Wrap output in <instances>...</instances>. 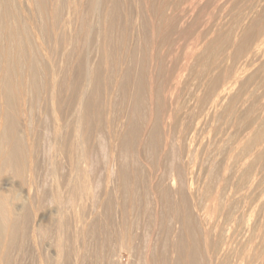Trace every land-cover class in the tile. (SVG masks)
<instances>
[{
	"label": "rangeland",
	"instance_id": "obj_1",
	"mask_svg": "<svg viewBox=\"0 0 264 264\" xmlns=\"http://www.w3.org/2000/svg\"><path fill=\"white\" fill-rule=\"evenodd\" d=\"M64 1H65L64 9L61 11L63 15L61 14V16H62V19L64 18L63 21L66 20L64 21L65 23L63 22L66 25V23H69L67 22L69 15L66 13L69 12L68 6L73 0H68V1L64 0ZM77 1L80 7L83 4L84 5L86 4L85 7L87 8L85 10V7H83L84 6L83 5L82 6L83 10L81 7L80 8L81 10L78 11L79 14H81V16L78 15L77 17L74 18V21L77 22L76 24L80 25V27L79 26L76 27L78 28L77 30L78 31L82 30L80 31L82 33L76 31L74 26L72 27L71 25L69 27V24L64 26L63 23L62 25L64 26V28H67V29L60 27L59 29H56V31H59V30L61 31V28H62L64 31L65 30L66 31L63 32L62 30L61 33L65 34L67 32L68 34L70 33V35H72V39H71L72 43L70 44L71 48L69 47L70 48L68 50L69 54L67 55L68 57L72 52L70 57H68L69 59H71V61L68 58H66L68 59L66 60V62L68 61L67 67L69 68L67 69L69 73L70 74L73 73V74L68 75V78L76 79L75 77L76 75H81V76H78L77 79L79 78L81 79L80 81L82 82L81 85L84 86V83L86 84L85 87H87L86 88L87 90L83 87V90L84 89L85 90L84 92H82L83 90L81 87V89L78 88L79 92L77 93L80 94L81 92L83 94H86V93L87 94L84 96L80 94L81 99L80 97L78 99L81 101V104L84 105L86 104L85 102H88V97L92 98L90 99V103L88 102V104L91 107L89 109L85 108L83 110L82 108L84 107L83 105H80V103L76 105L77 106L76 111L74 110L75 106L74 107L72 106V109L70 107H67V109L70 112L68 110L67 112L66 111L65 112L66 114L67 113L68 114L70 113V114L65 115L64 120L62 122L58 121L57 119L58 116L56 114H52L50 112L49 113L50 115L48 114L46 117L42 119V122L40 124L37 123L38 125H36V121H33L32 118L38 117L37 115L40 116L39 109H36L37 111H34L35 115H32V117L30 116L32 121L30 120L31 124L29 123L28 124L31 125L32 128L31 126L29 128V125H28V131L30 129L29 131L30 133L31 129L35 128L36 132L35 131L34 133L32 132L33 135L35 134L36 136L40 137L38 141V154L37 155L38 157L40 156L38 158L39 159L38 163H40V167H41V168L39 167L40 169L38 168L39 170L36 171L35 177L37 180L36 179L35 180L37 182L36 183L37 188L32 189L33 192L31 191L32 193L31 195L32 197L39 195L38 199L41 200L42 204L35 206V207L33 206V208L30 209V217H31L30 220L31 221H29V224L27 225L29 230L27 229L26 231V233L27 232L29 233H27L26 236L20 237L19 242L16 245L17 247H14L15 249L13 248V250L11 251L10 258L12 260H10V264H57L61 261H65L66 262L65 264H69V263L70 264H157L155 261H153V259L160 257V256L161 257L165 256V255H166L165 257L167 258L169 257L173 258L175 256V253L171 251L172 250L171 243L173 242L174 238L177 237L179 233L178 232L179 228H181V226L183 228V226L186 225V224L182 225V223L180 222L178 223V220L176 221L177 222L176 224L175 222L176 217H175V214L173 213L174 212L173 207L175 205L178 206L179 208L182 207L181 209L184 208V210L188 206L190 209L187 208L185 211L189 212L190 214L192 213L191 214L192 227L193 229L195 228L194 231L197 234V237L199 239L198 241L201 242V245L199 244L201 247L200 248L201 252L197 260L199 262L197 263L198 264H213L209 260V256H207L208 251H205L207 250V248L205 247L206 246L205 241L208 235L207 231H209L208 233L210 234L212 233L215 234V232L218 230L216 228L218 227V224L222 220V218L217 217V216L219 215H221V217L223 216L222 213L220 212V208L224 206L223 204H225L224 203L225 201L227 200L232 201V203L235 204L236 206L235 207L236 210L238 211H240L239 210L241 207L240 205H242L243 208H241L240 212L244 211L243 209H245L246 205L242 204L243 201L241 202V204H239L240 201H238V199L236 198V200L238 201L237 203V201L234 199V195L232 196L230 192H225V190L223 189V184H224L223 181H224L225 176L227 177L230 174L234 173L235 171H236L235 173L239 174L238 170H240V167H241V164H238V165L235 164V158H233V154L235 152V150L233 149L237 148L236 147L237 143L234 144L235 139L233 138L232 135H233V132L236 131V128H235L236 126L233 125L234 123L232 122L233 120H231L232 119L231 116H228L229 114L227 115L226 112H225L226 114L224 113L221 118V115L218 112L220 111V109L218 111L217 110L215 111L216 113L218 112V114H216L215 112L213 113L211 112L214 116H212L211 113L209 114L208 110L206 112L205 109H207L206 107H209L208 106L209 104L208 105L206 104V107H204L205 103H210L211 99L204 100V98H202L203 95L205 96L204 93L206 92L205 90L206 83L211 81V79L217 74V72L220 71L218 66L221 64L223 65L225 61L228 62L227 64H225V66H229L231 63V59L227 55L228 53L227 54L224 53L225 56L221 54L220 59H218L219 60L218 62L217 56H215L214 54L204 55L202 52L203 50H205L204 47L206 46L208 41L212 39V37H214L216 34L220 35V34L229 33L231 27L236 25L237 21L238 22L241 21L243 24L246 22L244 25L241 23L242 24L241 26L240 24H238L239 29L236 28L238 27L237 25L234 26L235 29L234 28L231 29L234 32H236V34H238L237 37L241 36L242 30L240 29H244V27L248 25V23L250 22L249 20L254 16V14L256 15V12L258 10L261 11L263 9L262 6H264V3H263L264 0H261L260 3H259L260 0L259 1L256 0V4H258V6H256V8L253 9V11L248 9L247 12H246V9H247L249 0H181L182 2L180 0L179 1L178 0H140V1L139 0H120V1L117 0L119 1V6H120L119 11L117 12L118 16L116 15V19L117 18L118 19L117 20L115 19L117 23L114 22V25H113L107 15L105 17L104 16L102 17L106 21L102 19L103 23H101V27H103L104 33L106 31H110L109 34H111V37L109 35V37L107 38L104 37V38L107 39L106 40L107 42L108 40L111 39L109 42L113 44L111 45L108 42L110 44L109 45L107 42H105V40H102V42L104 41L105 42L104 44H106L108 48L109 47L110 48L109 50L105 51L103 48L104 44L100 42L101 44H103V46L102 45H101L102 47L100 45H99L100 47L98 46L100 50V51L98 50V52L97 50L96 51L94 50L93 44H90L91 47L89 46V43H90V40L88 38L89 29L87 30L85 28V26L87 28H90L91 26H93V18H92L91 13L87 15L88 9L91 8L90 7L91 4H88L89 1L87 2V0H83V1L77 0ZM244 1L245 3L247 2L246 6L244 5L245 3H242ZM238 2L241 3V5H239ZM25 5H27V3ZM32 5L33 4L31 3V5L29 4L28 6L30 7ZM34 7L32 6L33 9ZM233 7L234 8L237 7L236 10H239L238 11L239 13L236 12L235 9H233ZM241 8H242V11H240ZM233 10L237 14L234 13ZM83 11L85 12L84 15L86 17H84ZM242 12H244L248 16L251 14L250 15L251 18L249 16V20H248V18H246L248 16L243 15L244 13ZM160 14L163 15V19L161 20H160V16H161ZM230 14L233 16L235 14L236 15L233 17ZM238 14L241 15V18L242 19L244 18L245 20L244 19L239 20L240 17L238 16ZM129 16H133V17H129ZM37 17H39V14L37 15ZM37 17H36V22L38 24L40 23L41 25H43V22L45 21L44 24L47 23V27L48 28L51 27L50 22L52 20L49 17H46V16H43L42 18L41 16L40 18H37ZM43 18L44 20H42ZM233 18L234 19L237 18V20L236 19L234 20ZM77 20H80L81 23L80 22L78 23ZM82 22L84 23V25L82 24ZM158 22L160 24H158ZM85 23L90 25V27L85 25ZM33 25H32L33 27L32 31L35 30L33 33L36 34V35L33 34L35 35L34 37H36V38L34 37L33 38L34 39L38 38V39L36 41L35 40H32V41L33 43H35V45H38L37 47H41L40 45H42V49L44 48L43 50L45 51V48H46L45 46L47 45H45L42 39H40L41 35L40 33L38 34L39 30L38 28L37 29L35 28L36 25L34 23ZM110 25L115 26V27L112 28V26ZM105 26H107L108 30L107 28L105 30L104 28ZM168 28L169 30H167ZM83 30L87 32L88 36L83 35V33L84 34L86 33ZM238 31L241 33H238ZM104 33H103V36H104ZM70 35H67V36L71 37ZM67 36H65L66 39H67ZM39 39L42 41V44H41V41H38ZM37 41L38 43L36 44ZM74 45L77 47H73ZM107 46L105 49H107ZM127 46L129 49L127 48ZM89 47L92 48L93 50L90 49ZM133 47L134 48L137 47L136 49L137 51L138 50L139 51L138 52L135 51ZM139 47L140 49H138ZM72 48L75 51L73 50L70 51ZM101 50H104L105 52L109 51L108 52L109 54L107 53L105 54L106 55L105 56L104 51H101ZM132 50H134L135 52ZM131 51H132V57L129 56L131 55L130 54ZM80 52L82 54H80ZM89 54L91 55L95 54V56L97 55L94 59L98 67L97 78L99 80V81L97 80L96 83L94 81V84H91L90 87H88L89 85L87 84L88 80L86 79V76H85L87 71L85 70L86 67L84 66L86 64L85 62L88 59ZM159 54H160V57H159ZM200 54L204 55L201 60L209 62V63L211 62V64L213 63L212 64L213 67L209 69L208 74H206L205 76H202V66L201 65L197 66L198 64L196 65L195 63L197 56H201ZM85 55L87 56V58ZM123 55H126V58ZM122 57L124 60L122 59ZM225 57L226 59H224ZM81 58H82V61L80 60ZM135 60L136 62H138L139 60V63H135V62L130 63V61H135ZM222 60H224L223 63H222ZM74 61H76V63H74ZM82 63L84 65L81 66L82 68L80 70L82 69L83 70H82V73H80L81 71L79 70L80 68L79 66ZM158 63H160L161 65ZM135 65H136V68H133L135 67ZM138 65H141L142 68H140ZM260 65L254 66V68L251 67L250 71L252 68H253L252 71L255 69L257 70L260 67ZM74 66H77L78 69L77 67H74ZM110 70H112V72ZM131 70H132V74L130 73ZM154 70H156L157 72ZM107 71H109V75L106 74L108 73ZM123 71H126L127 75L125 74L126 72L124 73ZM138 71H140V73H138ZM110 74L112 75L111 78H109L111 76ZM101 76L103 79L101 78ZM136 77L137 78L139 77L138 78L139 81H137ZM133 79H135V81ZM83 80H86V81H83ZM168 82H170V84ZM120 83H121V86H120ZM134 83L137 85H134ZM98 84L101 86H98ZM91 87H93L94 90ZM244 87H246V85ZM119 88H122L123 91H120L122 89H119ZM125 88H128V89H125ZM158 88L162 90L160 91L158 90ZM258 88L259 87H256V90H253L255 97H258V100L262 99L261 101L259 100V103H258L259 105L257 106V109H259L260 104L262 105L264 104V99H263L264 88L263 89L262 88L258 89ZM103 89H106L107 93L110 92L109 93L110 95L109 94L107 95L106 92H102ZM129 89L134 90L135 91L134 94H138V96L142 93L140 95L142 98H140V96L139 97L137 96V98H140V100L142 101L138 102L137 100L139 99H137L135 96L136 99H133V100H136V102L134 101L133 103V100H130L127 97V94L130 91ZM89 90L90 91L93 90L91 91L92 93ZM157 90L159 92H157ZM66 91H65L66 93L64 92V94H68V96L70 95V93H72V90L69 88ZM87 91L90 93L88 94ZM124 91L125 93H123ZM244 91H245V88L244 89L242 88L238 93H241ZM91 94H94L93 96L95 97L93 98ZM206 95H207V92H206ZM258 95L261 96V98H259ZM86 96L88 97L86 98ZM212 96H214V94H212ZM239 96L241 98L242 94ZM247 96L249 97V95ZM147 97L148 99H146ZM242 98L243 99H240L242 103H239L238 98H237V101H235L236 99L233 98V100L234 99L235 100H234V103H232L231 105H234L237 102L239 104L236 103V107L241 109V106H243V103H244V98L246 99L247 97L242 96ZM94 99H95V103H94ZM109 99L112 102L109 101ZM175 100L176 102L177 101L179 102L176 103ZM233 100L231 102H233ZM137 102L138 104L140 103L139 104L140 106L137 104ZM142 102L143 103L145 102V103L143 104ZM92 103H94V105L100 104L101 106L97 105L100 107V109L99 107H97L96 109L97 112L99 111L101 112L102 110V112L103 111L106 112V113L103 112V114L105 115L107 114L108 116L107 115L100 116L102 119H100V117L99 118L95 117V116H99L100 114H102V112L101 113L99 112L100 114L97 113L98 115H96L95 113L96 111H94L95 108ZM135 103L137 104V106ZM91 104L93 105V108ZM111 104H112V107L114 106L113 108L111 107ZM179 104H181L182 106H179ZM245 104L248 105V107L250 106L249 101L245 102ZM117 106H118V109H116ZM248 107L245 106L243 109H249V108L253 109V103L249 108ZM91 108H92V111H94L93 113H90L92 112ZM202 109H204L205 111ZM86 110H90L89 113ZM107 110L109 111L107 112ZM71 111H72L73 117L70 116ZM174 111L179 112V114L181 115L178 125H177L179 126L181 124V126H179L178 128L175 124L176 122H174V124H171L173 123V120H174V118L172 117V114L174 113ZM203 111L205 113H203ZM260 111L261 112L263 111L261 107H260ZM86 112L88 115L90 114L89 116L92 118H89V116L88 118H86L87 117ZM94 113H95V116H94ZM73 114L76 115V117H74ZM123 114L125 115L123 116ZM225 116L226 118H224ZM27 117L28 115H26V110L23 107L22 118L23 120H25ZM157 117L158 119H155ZM81 118H85L84 120L86 122L83 123V119ZM129 119L131 121H129ZM183 120L184 122H186V125L188 126H186L185 123L183 124V122H181ZM76 121L78 124L76 123ZM174 125H175V128H174ZM189 125L191 128L193 127L194 129L189 128ZM80 126L82 129L80 128ZM84 126H87V128ZM134 127L137 129H135ZM36 128L38 129V131L36 130ZM76 128H77V131L75 132ZM85 128L87 131L84 130ZM150 128L153 130L151 131ZM183 128L184 130L186 128V130L184 131V133L187 132L186 135L183 132L182 134L180 132V131H183ZM130 129L131 131L133 130L132 132L133 136H130L131 135ZM139 129L141 132H138ZM156 129L158 130L159 136L157 135ZM135 130H136L135 135L137 137L134 135ZM117 131L119 134L117 133ZM127 132H129L130 135L127 134ZM38 133L40 134L38 135ZM82 133H84L85 136ZM177 133L178 135L179 134L182 135V139L180 138L181 136L178 138V135H175ZM42 134H44V136H42ZM80 134L82 136H80ZM125 134L129 135L130 138L128 139L127 137V139H125L126 138ZM152 134L157 135V136L155 137ZM183 134L185 135V137H183L184 136ZM30 135L32 134L30 133ZM174 136L175 137L177 136V137L175 138ZM186 136H187V139H184L186 138ZM227 136L228 137L230 136L231 139L228 138ZM147 138L149 139V141ZM153 138H155V140ZM160 138L163 140H161ZM78 139H81V140H78ZM125 140L126 142H123ZM61 142H62V145L60 144ZM126 143H127V146L125 145ZM183 143H186V144H183ZM182 144L183 146L184 145L186 146H184L183 148ZM82 145L84 148L81 147ZM142 146H145L146 149ZM218 149L219 151H217ZM230 154H232V156ZM232 168L235 169L234 172L231 171L233 170ZM41 169H43L44 171ZM54 169H55V172H53ZM39 171L40 173L42 171L43 176H41L42 174H40ZM175 176H178V177H175ZM3 178L5 177L3 176ZM38 178L39 179L42 178V179H40L39 181ZM173 178L175 180H173ZM174 181H176L177 183ZM40 182H42V184ZM261 183L263 184H260L259 188L261 187V185L264 188L263 186L264 180H262ZM262 187L260 189H263ZM221 188L223 189L224 192L221 191L222 190ZM259 188H256L257 190H259L258 192H256V196L259 195L256 198L257 201L255 203L257 207H258V204L259 206L261 205V202L264 199L261 197L262 193L264 192V189L262 192V190H260ZM165 189L166 191L167 190L171 191V194L174 193L173 196L170 195L169 194L170 192L168 191H167L168 193H166L170 195L169 197L167 196L169 198L168 200L170 201V203L166 202L170 204V207L167 206L166 203H163L164 201H167L164 197L162 198V196H166L164 195ZM16 190H18L20 193L25 194L26 187L22 188L17 185ZM34 190H36L37 192H35ZM222 192L226 194L223 195ZM34 193L35 194L37 193V194L35 195ZM209 195L212 198H214V200L210 198L212 202L215 201L214 204H212L210 200H209L210 203H208L207 198L210 197ZM227 195H229L228 198H227ZM262 196L264 197V193ZM223 198L225 200L224 202H222ZM173 199L176 200L175 201L176 204L171 203V202H174ZM12 200H13V197H12ZM35 200L37 199L35 198ZM258 200H260V202ZM206 201L208 204L205 203ZM228 201L226 202V204L230 203V201L229 202ZM15 202L20 203L18 201H15ZM217 202L218 203L221 202L219 203V207H217V204H218ZM257 202L259 203L257 204ZM178 203H180L181 206ZM172 204H173V207L171 209ZM198 204L200 206H198ZM205 204L206 206L207 205L208 206L206 207ZM209 204H211V206ZM237 205L239 206V209ZM214 207H216L217 211L216 210L214 211L218 212L217 214L213 212V209H215ZM207 208L208 210H206ZM209 210H212L210 211V214L208 213ZM209 216H212V217H209ZM217 218H220L221 220H217ZM205 219L207 223L205 222ZM213 219L215 222L212 221ZM209 220H211L213 224L216 223V221H218V224L217 225L215 224L216 226H214L212 225V223L211 224L209 223L210 224L209 225L208 224ZM185 223H186V220H185ZM173 224H174V227L172 226ZM206 225H209L210 227ZM91 227L93 228L91 229ZM170 228H172L173 230H169ZM175 228L176 230L178 229L177 230L178 233L175 231ZM185 228L186 227H184V229ZM185 231L187 232V229ZM185 231L181 229L180 233L183 232V234H186L183 237L187 238L188 232L186 233ZM93 234L95 235L93 236ZM186 240L187 239H185V242ZM185 250L187 252L188 249H186L185 247ZM23 251H26V252H23ZM148 258H151L150 261H148L149 260Z\"/></svg>",
	"mask_w": 264,
	"mask_h": 264
},
{
	"label": "bare ground",
	"instance_id": "obj_2",
	"mask_svg": "<svg viewBox=\"0 0 264 264\" xmlns=\"http://www.w3.org/2000/svg\"><path fill=\"white\" fill-rule=\"evenodd\" d=\"M68 1V0H67ZM83 1V0H81ZM89 1V2H88ZM120 1V0H119ZM119 1L117 0H87L88 4H91V8L88 9V14L89 15L91 13L92 18H93V26L90 27V25H88L87 23H85V25L89 26L90 28H87L85 26V28L88 30L89 32V46L91 47L90 44H93L92 46L94 47V50L98 52L99 47L107 42L106 38L111 37L110 31H106L104 33L103 31V27H101V23H103V19L102 17L104 16H108L111 23L114 25L115 19H116V15L118 14L117 12L119 11ZM140 1V0H139ZM179 1V0H178ZM181 1V0H180ZM259 1V0H258ZM27 5H25L26 3ZM33 4L32 6L34 7V9L32 8V6H28L29 4L31 5V3ZM182 2V1H181ZM261 2V0L259 1V3ZM263 2V1H262ZM25 3V4H24ZM29 3V4H28ZM239 3V2H238ZM242 3H245L242 2ZM247 3V2H246ZM246 3L244 4L246 6ZM258 3V2H257ZM264 3V2H263ZM64 4L65 1L64 0H0V264H10V260H12L10 258V254L11 251L13 250L14 247H17L16 245L19 242L20 237L26 236L27 232V225L29 224L30 220V209L33 208V206H38L41 205V200H39V195L32 197V189L37 188L36 186V171H38L41 167H40V163L39 162V157H38V141L40 139L39 136H36L35 134L33 135L35 128L31 129V134L28 131V125L31 124V121L33 119V121H36V125L40 124L42 122V119L44 117H46L50 112L52 114H56L58 116V121L62 122L64 120V116L65 115H69L67 112V107H70L72 109V106L74 108V110L76 111L78 103L81 104V101L78 99L80 97L81 99V95H86L83 94L78 91V88L83 90V87L86 89L87 87H85V83L84 86L81 85L82 82L81 79H77L78 76L81 75H74L76 77V79H70L68 78V75H72L69 73L68 69L69 67H67V62L66 60H68L70 57V55L67 57L68 50L71 48L70 44L71 39H72V35H70V33L68 34L67 32L61 33V31L63 30L61 28V31H56V29H59L60 27L66 26L67 24H69V27L72 25V27L74 26V28L76 29V31H78L76 28L77 26L80 27L79 24H76L77 22L74 21V18L77 17L78 15L81 16V14H79V10H81L80 8L84 5H82L80 7L79 3L77 0H73L68 8H69V12L66 13L68 14L69 18L67 20L66 25L64 24L66 20L63 21L62 19V10L64 9ZM154 4V3H153ZM162 4V3H161ZM86 5V4H85ZM85 5L83 7H85ZM239 5H241V3H239ZM261 5V4H260ZM234 6V5H233ZM256 6H258V4H256V0H249L246 12L248 9L252 10L256 8ZM262 6V5H261ZM82 7V10H83ZM235 7V6H234ZM236 12H238L239 10H236V8H234ZM244 7V6H242ZM74 8V9H73ZM240 8V7H238ZM262 12L260 10H258L256 12V15L254 14V16L251 18V14L250 16V20H249V16L246 15L244 12L243 15H246L248 17V20L250 21L248 23V25H246L244 27V29H240L242 30V33L238 31V33H241V36L237 37L238 34H236V32H234L233 30H231L232 28H234V26H238V24H240V26L243 24L241 21H237L236 25L232 26L229 33L226 34H216L214 37H212V39L210 41H208V43L206 44V46L204 47L205 50H203V54L206 55H210V54H214L215 56H217V60L220 59V55L224 53L227 54L230 59H231V63L229 66H225V64H227L228 62H224V64L219 65V69L220 71L217 72V74L211 79V81H209L208 83H206V87L205 90L207 92L204 93L205 96L203 95L202 98H204V100H208L211 99L210 103H205L209 106L206 107L207 110L209 111V114L212 112H215L216 110L218 111L220 109V111H218L221 115L226 112L228 116H231V120H233L232 123L234 126H236V131L233 132V138L235 139L234 144L237 143L236 145V149L234 154H233V158H235V164H241L240 170H238L239 174L235 173V169L231 170V171H235L234 173L230 174L229 176H225L224 178V184H223V189L225 190V192H230L232 194V196L234 195V199L236 200V198L238 199V201H240L239 204H241V202L243 201V205L245 204L246 207L245 209H243V212L241 211V208H243L242 205H240V209L238 206V210H236V206L235 204L232 203V201H230V203L226 204L224 198L223 201L225 204H223L224 206L220 208V212L222 213V217L221 215L217 216L222 218V220L220 218H217V220H221L218 224V221H216V223H212V221H214V219L211 221L209 220L208 224L212 223V225L216 226L218 224V227L216 229H218L215 234H210L208 233L209 231H207V239L205 241L206 244V248L208 251V255L209 256V260L213 263V264H264V199L261 202V205L259 206V202L260 200H258L259 202H257L258 207L256 206V198L259 196H256V192H258L259 190H257L256 188H259L260 184L262 180H264V104H260L259 109H257V106L259 105V100L258 97H255V94L253 93V90H256V87H259L260 89L264 88V6H262ZM87 8L85 7V10ZM121 9V8H120ZM170 9V8H169ZM36 10V12H35ZM131 10V9H129ZM162 11V9H161ZM242 11V8L241 10ZM84 12V11H83ZM146 12V11H145ZM144 12V13H145ZM234 12V10H233ZM234 12V13H236ZM39 14V17H37L36 14ZM239 13V12H238ZM85 14V12L83 13V15ZM237 14V13H236ZM235 14V15H236ZM63 15V14H62ZM121 15V13H120ZM140 15V14H139ZM161 15V14H160ZM159 15V16H160ZM231 15V14H230ZM234 15V16H235ZM37 18H41L43 16L49 17L52 21L50 22L51 27L49 25L50 28L47 27V23L43 25H41L40 23L38 24L36 22V17ZM118 16V15H117ZM165 16V15H164ZM233 16V15H231ZM233 16V17H234ZM238 16L240 17L239 20H243L241 18V15L238 14ZM84 17H86L84 15ZM129 17H133V16H129ZM158 17V16H157ZM230 17V16H228ZM243 17V16H242ZM159 18V17H158ZM168 18V17H167ZM232 18V17H231ZM238 18V17H237ZM237 18H235L237 20ZM67 19V18H66ZM85 19V18H84ZM103 19V20H102ZM118 19V18H117ZM116 19V20H117ZM143 19V18H142ZM146 19V18H145ZM149 19V18H148ZM163 19V15L160 16V20ZM170 19V18H169ZM234 19V18H233ZM234 19V20H235ZM44 20V18L42 19ZM102 20V21H101ZM144 20V19H143ZM168 20V19H167ZM172 20V19H171ZM170 20V21H171ZM245 20V19H244ZM247 20V19H246ZM78 23L80 22V20H77ZM106 21V20H105ZM109 21V22H110ZM122 21V20H121ZM40 22V21H39ZM64 22V23H63ZM129 22V21H128ZM244 22V21H243ZM33 23L36 25V29L38 28L41 37L40 39H42V41L45 43V51L42 49V45H40L41 47H37L38 45H35V43H33L32 40H37L34 39L36 37H34L36 34L33 33L34 31H32L33 27ZM42 23V22H41ZM49 23V21H48ZM63 23V25H62ZM81 23V22H80ZM117 23V22H116ZM115 23V24H116ZM170 23V22H169ZM242 23V24H241ZM246 23V22H245ZM244 23V24H245ZM82 24L84 25V23L82 22ZM119 24V23H118ZM158 24H160L158 22ZM243 24V25H244ZM121 25V24H120ZM163 25V24H161ZM171 25V24H170ZM34 26V25H33ZM112 26V25H110ZM169 26V25H168ZM115 26H112V28ZM126 27V26H125ZM161 27V26H160ZM55 28V29H54ZM105 30L107 28V26L104 27ZM136 28V27H135ZM138 28V27H137ZM171 28V27H170ZM239 29V26L236 27ZM67 29V28H64ZM81 29V28H80ZM83 29V27H82ZM85 29V30H86ZM124 29V27H123ZM164 29V28H163ZM162 29V30H163ZM166 29V27H165ZM235 29V28H234ZM86 30V31H87ZM108 30V28H107ZM121 30V29H120ZM138 30V29H137ZM144 30V29H143ZM148 30V29H147ZM169 30V28L167 29ZM37 31V30H36ZM66 31V30H65ZM63 30V32H65ZM82 30H79L78 32H80ZM84 31V30H83ZM84 31V32H86ZM151 31V30H150ZM149 31V32H150ZM164 31V30H163ZM233 31V32H231ZM236 31V30H235ZM126 32V31H125ZM147 32V31H145ZM76 33V32H75ZM82 33V32H80ZM104 33V36H103ZM124 33V32H123ZM35 34V35H33ZM79 34V33H78ZM102 34V35H101ZM136 34V33H134ZM171 34V33H170ZM70 35L71 37L67 36ZM74 35V34H73ZM82 35V34H81ZM83 35L88 36L87 32ZM82 35V36H83ZM240 35V34H239ZM67 36V39L66 37ZM34 37V38H33ZM81 37V36H80ZM106 37V38H104ZM84 38V37H83ZM87 38V37H86ZM87 38V39H88ZM151 38V37H150ZM158 38V37H157ZM161 38V37H160ZM159 38V39H160ZM38 41H41V40ZM139 39V38H138ZM144 39V38H143ZM74 40V39H73ZM80 40V39H79ZM84 40V39H83ZM88 40V41H89ZM101 40V41H100ZM102 40H105V42ZM111 40V39H110ZM108 40V42L110 41ZM113 40V39H112ZM140 40V39H139ZM34 41V42H35ZM38 41L36 42V44L38 43ZM41 41V44H42ZM85 41V40H84ZM125 41V40H124ZM128 41V40H127ZM74 42V41H73ZM78 42V41H77ZM100 42H102L103 44H101ZM107 42V43H108ZM112 42V41H111ZM155 42V41H154ZM168 42V41H167ZM110 43V42H109ZM108 43V44H109ZM77 44V43H76ZM111 44V43H110ZM109 44V45H110ZM113 44V43H112ZM111 44V45H112ZM135 44V43H134ZM141 44V43H140ZM138 44V45H140ZM148 44V43H147ZM153 44V43H152ZM151 44V45H152ZM164 44V43H163ZM168 44V43H167ZM100 45V46H99ZM137 45V44H136ZM157 45V44H156ZM43 46V47H44ZM99 46V47H98ZM101 46V47H102ZM105 46V47H104ZM103 48L104 50H109L108 46L106 44H104ZM107 46V49H105ZM115 46V45H114ZM121 46V45H120ZM70 47V48H69ZM73 47H77V46H73ZM89 47V48H90ZM116 47V46H115ZM85 48V47H84ZM128 48V46H127ZM134 48V47H133ZM137 47H135V51H137L136 49ZM142 48V47H141ZM155 48V47H154ZM86 49V48H85ZM92 49V48H90ZM102 49V48H101ZM126 49V48H125ZM129 49V48H128ZM140 49V47L138 48ZM156 49V48H155ZM75 51L73 48L70 51ZM93 50V49H92ZM101 50V51H104ZM131 50V49H130ZM129 50V52H130ZM145 50V49H144ZM69 51V52H70ZM77 51V49H76ZM88 51V50H87ZM86 51V52H87ZM90 51V50H89ZM100 51V50H99ZM104 51V55L107 54L109 51L105 52ZM117 51V50H116ZM115 51V52H116ZM125 51V50H124ZM134 51V50H132ZM132 51H131V56L132 57ZM134 51V52H135ZM139 51V50H138ZM137 51V52H138ZM142 51V50H141ZM93 52V51H92ZM85 53V52H84ZM89 53V52H88ZM100 53V52H99ZM117 53V52H116ZM144 53V52H142ZM75 54V53H74ZM80 54H82L80 52ZM79 54V55H80ZM97 54V53H96ZM109 54V53H108ZM121 54V53H120ZM128 54V53H127ZM126 54V55H127ZM134 54V53H133ZM150 54V53H149ZM156 54V53H154ZM201 56H197L196 58V65L202 66V76H205L206 74H208L209 69H211L213 67V63L211 64V62H206L201 60L202 57L204 55ZM89 54L88 59L86 60V64L84 65L83 63L79 66V70L82 68L81 66H85V70L87 71L86 73V79L87 81V85L88 87L91 86V84H94L97 82L98 78H97V74H98V67H97V63H95V54ZM99 55V54H98ZM103 55V56H104ZM126 55L125 56L126 58ZM141 55V54H140ZM207 55V56H208ZM222 55V56H223ZM75 56V55H74ZM86 56V55H85ZM106 56V55H105ZM104 56V57H105ZM135 56V55H134ZM138 56V55H137ZM205 56V57H207ZM219 56V58H218ZM225 56V55H224ZM227 56V57H228ZM73 57V56H72ZM83 57V56H82ZM155 57V56H154ZM160 57V54H159ZM68 58V59H66ZM78 58V57H77ZM80 58V57H79ZM87 58V56H86ZM103 58V57H102ZM112 59V58H111ZM123 59V57H122ZM134 59V57H133ZM226 59V57L224 58ZM71 61V59H69ZM75 60V59H74ZM82 61V58L80 59ZM102 60V59H101ZM113 60V59H112ZM124 60V59H123ZM229 60V59H228ZM80 61V62H81ZM84 61V60H83ZM105 61V60H104ZM224 60H222L223 63ZM230 61V60H229ZM79 62V64H80ZM125 62V61H124ZM131 62H135V63H139L135 61H130ZM219 62V60H218ZM74 63H76V61H74ZM72 64V63H71ZM78 64V65H79ZM101 64V63H100ZM107 64V63H106ZM120 64V63H119ZM123 64V62H122ZM160 64V63H158ZM261 64V65H260ZM75 65V64H74ZM127 65V64H126ZM137 65V64H136ZM135 67L133 68H136ZM161 65V64H160ZM159 65V66H160ZM260 65V67L256 70L252 69L254 68V66ZM106 66V65H105ZM115 66V65H114ZM130 66V65H129ZM140 68L141 65H138ZM195 66V65H194ZM77 67V66H74ZM72 67V68H74ZM131 67V66H130ZM155 67V66H154ZM164 67V66H163ZM253 67L250 71V68ZM66 68V69H65ZM84 68V67H83ZM159 68V67H158ZM76 69V68H75ZM74 69V70H75ZM78 69V67H77ZM139 69V68H137ZM156 69V68H155ZM192 69V68H191ZM70 70V69H69ZM83 70V69H82ZM82 70H80L82 73ZM84 70V71H85ZM126 70V69H125ZM163 70V69H162ZM73 71V70H71ZM77 71V70H76ZM112 72V70H110ZM120 71V70H119ZM156 71V70H154ZM160 71V70H159ZM172 71V70H171ZM75 72V71H74ZM109 75V71H107ZM124 73L126 71H123ZM129 72V71H128ZM157 72V71H156ZM114 73V72H113ZM132 74V70L130 72ZM129 73V74H130ZM138 73H140V71H138ZM193 73V71H192ZM191 73V74H192ZM85 74V73H84ZM127 75V72L125 73ZM137 74V73H136ZM135 74V75H136ZM152 74V73H151ZM157 74V73H156ZM171 74V73H170ZM111 75V74H110ZM117 75V74H116ZM105 76V75H104ZM119 76V75H118ZM129 76V75H128ZM169 76V75H168ZM112 75L109 77L111 78ZM140 77V76H139ZM138 77V78H139ZM102 78V76H101ZM108 78V79H109ZM133 78V77H132ZM137 78V77H136ZM137 78V81H139ZM83 79V78H82ZM85 79V78H84ZM93 79V80H92ZM103 79V78H102ZM168 79V78H167ZM166 79V80H167ZM135 81V79H133ZM141 80V78H140ZM147 80V79H146ZM156 80V79H155ZM86 81V80H83ZM99 81V80H98ZM101 81V80H100ZM110 81V80H109ZM132 81V80H130ZM133 81V82H134ZM115 82V81H114ZM122 82V80H121ZM141 82V81H140ZM148 82V81H147ZM165 82V81H164ZM167 82V81H166ZM170 84V82H168ZM172 83V82H171ZM223 83V85H222ZM100 84V83H99ZM98 86H101L99 85ZM151 84V83H150ZM103 85V84H102ZM134 85H137L134 83ZM163 85V84H162ZM166 85V83H165ZM172 85V84H171ZM246 85V87H244ZM248 85V86H247ZM121 86V83H120ZM123 86V85H122ZM130 86V85H129ZM140 86V85H138ZM142 87V86H141ZM71 89L72 93H70V95L68 96V94H64V92L67 89ZM93 90L94 88L91 87ZM124 88V87H123ZM132 88V87H131ZM145 88V87H144ZM245 88L244 92L238 93L241 89ZM253 88V89H252ZM258 88V89H259ZM84 89V90H85ZM89 89V88H88ZM107 89V88H106ZM103 89L102 92H106L107 90ZM122 89V88H119ZM128 89V88H125ZM84 90L82 92H84ZM87 90V89H86ZM91 90V91H93ZM100 90V88H99ZM110 90V89H109ZM108 90V91H109ZM130 90V89H129ZM158 90H160V88H158ZM157 90V92H159ZM162 90V89H161ZM160 90V91H161ZM176 90V89H175ZM81 91V90H80ZM90 91V90H89ZM90 91V92H91ZM120 91H123L120 90ZM126 91V90H125ZM125 91L123 93H125ZM134 90H130L127 94V97L130 100L136 99L138 94H134V92H132ZM67 92V91H66ZM65 92V93H66ZM88 92V91H87ZM88 92V94L90 93ZM127 92V91H126ZM156 92V91H155ZM180 92V91H179ZM178 92V93H179ZM92 93V92H91ZM105 93V94H106ZM110 92L107 93V95ZM154 93V92H153ZM161 93V92H160ZM79 94V96H78ZM142 94V93H141ZM140 94V95H141ZM144 94V93H143ZM175 94V93H174ZM173 94V95H174ZM212 94H214V96H212ZM244 97L246 96L247 98H244V103L243 106H241V109L236 107V103L234 105H231L232 103H234V100L237 101V98L239 99L241 95ZM92 97L94 98L95 96H93L94 94H91ZM110 95V94H109ZM139 95V96H140ZM146 95V94H145ZM163 95V94H161ZM160 95V96H161ZM172 95V96H173ZM249 95V97L247 96ZM264 95V92H263ZM89 96V95H88ZM86 96V98L88 97ZM115 96V95H114ZM136 96V98H135ZM138 96V97H139ZM143 96V95H142ZM237 96V98H236ZM241 96L240 99H243ZM259 96V95H258ZM118 97V96H116ZM109 98V97H108ZM140 98H142L140 96ZM140 98H137L139 100H137L138 102L142 101L140 100ZM233 98H235L233 100ZM259 98H261V96H259ZM90 99L88 97V102L90 103ZM106 99V98H104ZM148 99V97L146 98ZM154 99V98H153ZM200 99V98H199ZM240 99L238 100L239 103H242L240 101ZM264 99V97H263ZM122 100V99H121ZM169 100V99H168ZM201 100V99H200ZM233 100V102H231ZM262 100V99H261ZM260 100V101H261ZM83 101V100H82ZM108 101V100H107ZM109 101H111L109 99ZM108 101V102H109ZM127 101V100H126ZM136 102V100H133ZM144 101V100H143ZM146 101V100H145ZM153 101V100H152ZM249 101V105L252 102L253 103V109H250L248 107V105L245 104V102ZM258 101V102H257ZM88 102H85L86 104L83 105L84 108H82L83 110L89 109L91 106L88 104ZM101 102V101H100ZM104 102V101H103ZM112 102V101H111ZM114 102V101H113ZM137 102V104H138ZM176 102V100H175ZM179 101H177L176 103H178ZM199 102V101H198ZM209 102V101H208ZM94 103H95V99H94ZM94 103H92L94 105ZM124 103V102H123ZM143 103V102H142ZM145 103V102H144ZM143 103V104H144ZM175 103V104H176ZM181 103V102H180ZM201 103V101H200ZM237 103V104H239ZM91 104V105H92ZM109 104V103H108ZM136 104V103H135ZM136 104V106H137ZM140 104V103H139ZM138 104V105H139ZM151 104V103H150ZM162 104V103H161ZM173 104V103H172ZM182 104V103H181ZM181 104H179V106H182ZM204 104V103H202ZM92 105V108H93ZM100 105V104H97ZM96 104L94 105V108L96 111V115H98L97 113V106ZM101 106V105H100ZM108 106V105H107ZM119 106V105H118ZM118 106L116 109H118ZM140 106V105H139ZM173 106V105H172ZM176 106V105H175ZM245 106H247L249 109H243ZM23 107L26 110V115H28V117L23 120L22 118V113H23ZM82 107V106H81ZM105 107V106H104ZM112 107V104H111ZM110 107V108H111ZM114 107V106H113ZM112 107V108H113ZM127 107V106H126ZM146 107V106H145ZM144 107V108H145ZM151 107V106H150ZM200 107V106H199ZM260 107L263 109V111H260ZM91 108V111H92ZM137 108V107H136ZM141 108V107H140ZM164 108V107H163ZM175 108V107H174ZM178 108V107H177ZM202 108V107H201ZM36 109H39V113L40 116L37 115L38 117H33L32 119L30 118V116L32 117V115L34 114V111H37ZM81 109V108H80ZM100 109V107H99ZM98 109V110H99ZM102 109V107H101ZM104 109V108H103ZM109 109V108H108ZM156 109V108H155ZM176 109V108H175ZM199 109V108H198ZM202 109V110H204ZM243 109V110H242ZM121 110V109H120ZM123 110V109H122ZM141 110V109H140ZM139 110V111H140ZM160 110V109H159ZM201 110V109H200ZM204 110V111H205ZM66 111V112H65ZM69 111V110H68ZM88 113L90 110H86ZM94 111L90 112L93 113ZM109 110H107L108 112ZM119 111V110H118ZM165 111V110H164ZM170 111V110H169ZM172 111V110H171ZM203 111V113H205ZM228 111V112H227ZM70 112V111H69ZM79 112V111H78ZM86 112V114H87ZM102 112V110H101ZM100 112V113H101ZM104 112V111H103ZM100 114L99 116H94L99 118L102 115L105 114ZM117 112V110H116ZM122 112V111H121ZM143 112V111H142ZM147 112V111H145ZM153 112V110H152ZM158 112V111H157ZM160 112V111H159ZM218 112L216 114H218ZM222 112V114H221ZM74 113V112H73ZM82 113V112H81ZM106 113V112H104ZM119 113V112H118ZM129 113V112H127ZM168 113V112H167ZM199 113V111H198ZM197 113V114H198ZM211 113L212 116H214ZM225 113V114H226ZM75 114V113H74ZM73 114V115H74ZM84 114V113H83ZM121 114V113H120ZM150 114V113H149ZM156 114V113H155ZM154 114V115H155ZM201 114V113H200ZM208 114V113H207ZM50 115V114H49ZM90 115V114H89ZM87 114V117L89 116ZM107 115V114H106ZM105 115V116H106ZM125 114H123L124 116ZM160 115V114H159ZM72 116V111H71V115ZM78 116V115H77ZM92 116V115H91ZM108 116V115H107ZM143 116V115H142ZM180 114L179 112H175L172 114V117L174 118L173 123L176 122V126L178 125L179 119H180ZM184 116V114H183ZM206 116V115H205ZM73 117V116H72ZM74 117H76V115H74ZM133 117V116H132ZM140 117V116H139ZM153 117V116H152ZM211 117V116H210ZM217 117V115H216ZM70 118V117H69ZM78 118V117H77ZM89 118H92L89 116ZM94 118V117H93ZM125 118V117H124ZM147 118V117H145ZM214 118V117H213ZM226 118V116L224 117ZM47 119V118H46ZM51 119V118H50ZM56 119V118H55ZM83 119V123L86 122L84 119L85 118H81ZM100 119H102L100 117ZM99 119V120H100ZM155 119H158L155 118ZM154 119V120H155ZM170 119V118H169ZM172 119V118H171ZM183 119V118H182ZM31 120V121H30ZM75 120V119H74ZM80 120V119H79ZM88 120V119H87ZM105 120V119H104ZM117 120V119H116ZM122 120V119H121ZM126 120V119H125ZM135 120V119H134ZM45 121V120H44ZM78 121V120H77ZM76 121V123H77ZM90 121V120H89ZM124 121V120H123ZM128 121V119H127ZM129 121H131L129 119ZM133 121V120H132ZM147 121V120H146ZM168 121V120H167ZM47 122V121H46ZM102 122V121H101ZM149 122V121H148ZM157 122V121H156ZM165 122V121H164ZM171 122V121H170ZM183 122V124L186 122ZM29 123V124H28ZM38 123V124H37ZM48 123V122H47ZM46 123V124H47ZM97 123V122H96ZM121 123V122H120ZM131 123V122H129ZM144 123V122H143ZM189 123V122H188ZM35 124V122H34ZM33 124V125H34ZM60 124V123H59ZM58 124V125H59ZM78 124V123H77ZM82 124V122H81ZM86 124V123H85ZM83 124V125H85ZM90 124V123H89ZM88 124V125H89ZM101 124V123H100ZM139 124V123H138ZM145 124V123H144ZM153 124V123H152ZM158 124V123H157ZM156 124V125H157ZM180 124V123H179ZM182 124V125H183ZM53 125V123H52ZM115 125V124H114ZM120 125V124H119ZM133 125V124H132ZM155 125V124H154ZM184 125V126H185ZM194 125V124H193ZM231 125V124H230ZM31 125H29L30 128ZM40 126V125H39ZM42 126V124H41ZM40 126V127H41ZM93 126V125H92ZM91 126V127H92ZM121 126V125H120ZM153 126V125H152ZM173 126V125H172ZM181 126V124L179 125ZM177 126V128L179 127ZM188 126V125H186ZM233 126V127H234ZM34 127V126H33ZM38 127V126H37ZM49 127V126H48ZM79 127V126H78ZM83 127V126H82ZM87 128V126H84ZM138 127V125H137ZM32 128V126H31ZM50 128V127H49ZM81 128V126H80ZM79 128V129H80ZM86 128L84 130H86ZM90 128V127H89ZM95 128V127H94ZM135 128V127H134ZM141 128V127H140ZM175 128V125H174ZM176 128V129H177ZM181 128V127H180ZM189 128L190 125H189ZM193 128V127H192ZM191 128V129H192ZM199 128V127H198ZM41 129V128H40ZM82 129V128H81ZM80 129V130H81ZM137 129V128H135ZM151 129V128H150ZM161 129V128H160ZM194 129V128H193ZM36 130L38 131V129L36 128ZM94 130V129H93ZM114 130V128H113ZM125 130V129H124ZM144 130V129H143ZM153 129H151L152 131ZM178 130V129H177ZM176 130V131H177ZM182 130V129H181ZM186 130V128H185ZM184 128L183 131H180L181 134L182 132L184 133ZM189 130V129H188ZM231 130V129H230ZM77 131V128L75 130V132ZM82 131V130H81ZM87 131V130H86ZM84 131V132H86ZM127 131V129H126ZM131 131V129H130ZM129 131V132H130ZM157 131V135H158V130ZM155 131V132H156ZM197 131V130H196ZM234 131V130H233ZM33 132V133H32ZM36 132V131H35ZM92 132V131H91ZM129 132H127V134H129ZM133 130L130 132L132 135ZM136 130L134 131V135H135ZM138 132H141L140 129ZM145 132V131H144ZM147 132V131H146ZM154 132V133H155ZM160 132V131H159ZM190 132V131H189ZM193 132V131H192ZM199 132V131H198ZM41 133V132H40ZM38 133V135L40 134ZM43 133V132H42ZM70 133V132H69ZM78 133V132H77ZM101 133V132H100ZM118 133V131H117ZM153 133V132H152ZM187 133V132H186ZM186 133H184L186 135ZM231 133V132H230ZM37 134V133H36ZM45 134V133H44ZM44 134H42V136H44ZM79 134V133H78ZM84 134V133H82ZM119 134V133H118ZM125 134L126 138L128 137V139L130 138L129 135ZM147 134V133H146ZM183 134V135H184ZM196 134V133H195ZM194 134V135H195ZM224 134V133H223ZM65 135V134H64ZM67 135V134H66ZM91 135V134H90ZM121 135V133H120ZM143 135V134H142ZM154 135V134H152ZM151 135V136H152ZM157 135H154L155 137ZM162 135V134H161ZM160 135V136H161ZM170 135V134H169ZM175 135H178L175 134ZM185 135L183 137H185ZM198 135V134H197ZM196 135V136H197ZM68 136V135H67ZM74 136V135H73ZM78 136V135H77ZM80 136H82L80 134ZM85 136V134H84ZM136 136V135H135ZM159 136V135H158ZM173 136V135H172ZM181 136V137H180ZM64 137V136H63ZM66 137V136H65ZM70 137V136H69ZM114 137V135H113ZM137 137V136H136ZM139 137V136H138ZM164 137V136H163ZM175 137V136H174ZM177 137V136H176ZM175 137V138H176ZM182 139V135H178V138ZM198 137V136H197ZM228 137V136H227ZM83 138V137H82ZM143 138V137H141ZM174 138V139H175ZM196 138V137H195ZM230 138V136L228 137ZM232 138V139H233ZM87 139V138H86ZM132 139V138H131ZM130 139V140H131ZM148 139V138H147ZM155 140V138H153ZM161 139V138H160ZM187 139V136L186 138ZM191 139V137H190ZM200 139V138H199ZM218 139V138H217ZM225 139V138H224ZM231 139V138H230ZM65 140V139H64ZM72 140V139H71ZM81 140V139H78ZM85 140V139H83ZM129 140V141H130ZM152 140V139H151ZM163 140V139H161ZM228 140V139H227ZM41 141V140H40ZM44 141V140H43ZM61 141V140H60ZM66 141V140H65ZM135 141V140H133ZM140 141V140H139ZM138 141V142H139ZM149 141V139H148ZM166 141V140H165ZM219 141V140H218ZM123 142H126L123 141ZM146 142V141H145ZM151 142V141H150ZM161 142V141H160ZM171 142V141H170ZM227 142V141H226ZM129 143V142H128ZM140 143V142H139ZM149 143V142H148ZM190 143V142H189ZM202 143V142H201ZM217 143V142H215ZM230 143V142H229ZM58 144V143H57ZM62 145V142L60 143ZM73 144V143H72ZM78 144V143H77ZM82 144V143H81ZM123 144V143H122ZM143 144V143H142ZM156 144V143H155ZM186 144V143H183ZM182 144V146H183ZM220 144V143H219ZM64 145V143H63ZM74 145V144H73ZM84 145V144H83ZM83 145L81 147H83ZM118 145V144H117ZM127 146V143L125 144ZM133 145V144H132ZM131 145V146H132ZM167 145V144H166ZM181 145V144H180ZM192 145V143H191ZM212 145V144H211ZM186 146V145H184ZM183 146V148H184ZM189 146V145H188ZM213 146V145H212ZM219 146V145H218ZM226 146V145H225ZM234 146V145H233ZM125 147V146H124ZM133 147V146H132ZM137 147V146H136ZM145 148V146H142ZM157 147V145H156ZM181 147V146H180ZM190 147V146H189ZM235 147V146H234ZM84 148V147H83ZM193 148V147H192ZM218 148V147H217ZM220 148V147H219ZM230 148V147H229ZM228 148V150H229ZM143 149V148H142ZM146 149V148H145ZM158 149V148H157ZM80 150V149H79ZM78 150V151H79ZM84 150V149H83ZM121 150V149H120ZM136 150V149H135ZM59 151V150H58ZM71 151V150H70ZM130 151V150H129ZM172 151V150H171ZM170 151V152H171ZM219 151V149L217 150ZM222 151V150H220ZM169 152V151H168ZM199 153V152H198ZM225 153V152H224ZM142 154V153H141ZM232 154H230L232 156ZM221 155V154H220ZM219 155V156H220ZM152 156V155H151ZM63 157V156H62ZM75 157V156H74ZM226 157V156H225ZM224 157V158H225ZM67 158V157H66ZM81 158V157H80ZM44 159V158H43ZM56 161V160H55ZM158 162V161H157ZM44 164V163H43ZM121 164V163H120ZM165 164V163H164ZM39 165V166H38ZM46 165V164H45ZM44 165V167H45ZM130 165V164H129ZM228 165V164H227ZM40 167V168H39ZM130 167V166H129ZM222 167V166H221ZM232 167V166H231ZM39 168V169H38ZM126 168V167H125ZM51 169V168H50ZM49 169V170H50ZM61 169V168H60ZM130 169V168H129ZM138 169V168H137ZM154 169V168H153ZM43 170V169H41ZM126 170V169H125ZM44 171V170H43ZM60 171V170H59ZM77 171V170H76ZM121 171V170H120ZM119 171V172H120ZM123 171V170H122ZM137 171V170H136ZM139 171V170H138ZM146 171V170H145ZM55 172V169L54 171ZM68 172V171H67ZM124 172V171H123ZM147 172V171H146ZM157 172V171H156ZM40 173V171H39ZM38 173V174H39ZM49 173V172H48ZM47 173V174H48ZM52 173V172H51ZM70 173V172H69ZM118 173V172H117ZM37 174V176H38ZM42 174V171L41 173ZM140 174V173H139ZM237 174V175H236ZM54 175V174H53ZM61 175V174H60ZM132 175V174H131ZM224 175V174H223ZM3 176L5 178H3ZM43 176V174L41 175ZM125 177V176H124ZM178 177V176H175ZM73 178V177H72ZM116 178V176H115ZM129 178V177H128ZM137 178V177H136ZM172 178V177H171ZM36 179V180H35ZM39 179V178H38ZM42 179V178H40ZM39 179V181H40ZM66 179V178H65ZM148 179V178H147ZM44 180V179H43ZM46 180V179H45ZM146 180V179H145ZM173 180H175L173 178ZM38 181V182H39ZM124 181V180H123ZM130 181V180H129ZM84 182V181H83ZM127 182V181H126ZM172 182V180H171ZM176 182V181H174ZM183 182V181H182ZM42 184V182H40ZM39 183V184H40ZM44 183V182H43ZM73 183V182H72ZM119 183V182H118ZM122 183V182H121ZM125 183V182H124ZM138 183V182H137ZM177 183V182H176ZM123 184V183H122ZM17 185L24 188L26 187V192L25 194L20 193L18 190H16ZM38 185V184H37ZM118 185V184H117ZM153 185V184H152ZM158 185V184H157ZM174 185V183H173ZM15 186V187H14ZM41 186V185H40ZM60 186V185H59ZM66 186V185H65ZM172 186V184H171ZM264 186V185H263ZM139 187V186H138ZM158 187V186H157ZM174 187V186H173ZM262 187V185H261ZM260 187V188H261ZM118 188V187H117ZM140 188V187H139ZM156 188V187H155ZM170 188V187H169ZM167 188V189H169ZM178 188V187H176ZM259 188V189H260ZM263 188V187H262ZM152 189V188H151ZM157 189V188H156ZM222 189V188H221ZM223 189L221 191H223ZM264 189V188H263ZM263 189L262 190L263 192ZM37 190V189H36ZM36 190H34L35 192H37ZM142 190V189H141ZM257 190V191H255ZM127 191V190H126ZM145 191V190H144ZM152 191V190H151ZM164 191V190H163ZM168 192H170L169 194L173 196L174 193L171 194V191L167 190ZM165 189L164 195L166 196H162V198L164 197L167 201H164L163 203L169 202L168 200L169 198V194ZM208 191V190H207ZM33 192V191H32ZM137 192V191H136ZM177 192V191H176ZM184 192V191H183ZM205 192V191H204ZM224 192V191H223ZM222 192L223 195H225ZM261 192V191H260ZM131 193V192H130ZM141 193V192H140ZM148 193V192H147ZM151 193V192H150ZM153 193V192H152ZM264 193V192H263ZM262 193V195H263ZM23 194V195H22ZM78 194V193H77ZM129 194V193H128ZM126 194V195H128ZM139 194V192H138ZM137 194V195H138ZM162 194V193H161ZM209 194V192H208ZM207 194V196H208ZM216 194V193H215ZM259 194V193H258ZM95 195V194H94ZM99 195V194H98ZM135 195V194H134ZM157 195V193H156ZM179 195V194H178ZM183 195V194H182ZM261 195L262 198H264ZM51 196V195H50ZM141 196V195H140ZM168 196V197H167ZM210 196V195H209ZM229 195H227L228 198ZM13 197V200H12ZM48 197V196H47ZM148 197V196H147ZM217 197V196H216ZM260 197V199H261ZM35 198L37 200H35ZM135 198V197H134ZM152 198V197H151ZM194 198V197H193ZM209 198V199H208ZM207 198L208 203L212 202L210 198H212L211 196ZM221 198V197H220ZM226 198V197H225ZM42 199V198H41ZM91 199V198H90ZM147 199V198H146ZM160 199V198H159ZM171 199V198H170ZM214 200V198H212ZM219 199V198H218ZM230 199V198H229ZM259 199V198H258ZM74 200V199H73ZM113 200V199H112ZM119 200V199H118ZM151 200V199H150ZM174 200V199H173ZM183 200V199H182ZM210 200V202H209ZM234 200V201H235ZM15 201H18L20 203H16ZM98 201V200H97ZM176 200H174V202L171 203H175ZM207 201L205 203H207ZM228 201V202H229ZM237 201V200H236ZM237 201V203H238ZM89 202V201H88ZM140 202V201H139ZM160 202V201H158ZM181 202V201H180ZM184 202V201H183ZM215 202V201H214ZM214 202H212V204H214ZM245 202V203H244ZM108 203V202H107ZM151 203V202H150ZM207 203V204H208ZM218 203V202H217ZM221 203V202H219ZM219 203L217 204V207H219ZM236 203V202H235ZM236 203V204H237ZM173 204L171 205V209L173 207ZM180 205V203H178ZM177 204V205H178ZM183 204V203H182ZM111 205V204H110ZM167 206L170 207V204L166 203ZM165 205V206H166ZM188 205V204H187ZM211 206V204H209ZM216 205V204H215ZM221 205V204H220ZM44 206V204H43ZM181 206V205H180ZM198 206H200L198 204ZM206 206V204H205ZM208 206V205H207ZM206 206V207H207ZM209 206V207H210ZM214 206V205H213ZM222 206V205H221ZM50 207V206H49ZM168 207V208H169ZM128 208V207H127ZM174 214L176 217L175 222L178 220V223H182L186 224L183 226H181V228H179V230H186L187 229V238H184L183 236L186 234H183V232L180 233V231L178 230V233L176 228L175 231L178 233L177 237L174 238L173 242L171 243L172 247H171V251H173L175 253V256L173 258H167L165 256H160L157 257L155 259H153V261H155L157 264H198L197 261L198 260V256L200 255V245L201 242L198 241V237L196 232L194 231L195 228L193 229L192 227V220H191V214L189 212H186L185 210L187 208H189L187 206V208L184 210L179 208L178 206H174ZM205 208V207H204ZM215 209H213V212H215V214H217L218 212H216V207H214ZM103 209V208H102ZM190 209V208H189ZM100 210V209H99ZM120 210V209H119ZM118 210V211H119ZM169 210V209H168ZM208 210V208L206 209ZM216 210V211H214ZM106 211V210H105ZM108 211V210H107ZM127 211V210H126ZM188 211V210H187ZM190 211V210H189ZM203 211V210H202ZM209 210V214H210ZM161 212V211H160ZM191 212V211H190ZM81 213V212H80ZM103 213V212H102ZM195 213V212H194ZM82 214V213H81ZM84 214V213H83ZM168 214V213H167ZM166 214V215H167ZM206 214V213H204ZM82 216V215H81ZM155 216V215H154ZM165 216V215H164ZM96 217V215H95ZM153 217V216H152ZM212 217V216H209ZM127 218V217H125ZM196 218V217H195ZM208 218V216H207ZM160 219V218H159ZM164 219V218H163ZM162 219V220H163ZM48 220V219H47ZM53 220V219H52ZM85 220V219H84ZM106 220V219H105ZM186 220V223H185ZM216 220V219H215ZM101 221V220H100ZM125 221V220H124ZM188 221V223H187ZM211 221V222H210ZM98 222V221H97ZM158 222V221H157ZM161 222V221H160ZM159 222V223H160ZM164 222V221H162ZM173 222V221H172ZM206 222V219H205ZM215 222V221H214ZM36 223V222H35ZM52 223V222H51ZM58 223V222H57ZM174 223V222H173ZM207 223V222H206ZM103 224V223H102ZM177 224V222H176ZM201 224V223H200ZM204 224V223H203ZM209 224V225H210ZM216 224V225H215ZM128 225V224H127ZM164 225V224H162ZM169 225V224H168ZM206 225V226H209ZM56 226V225H55ZM84 226V225H83ZM89 226V225H88ZM91 226V225H90ZM157 226V225H156ZM155 226V227H156ZM170 226V225H169ZM174 227V224L172 225ZM171 226V227H172ZM177 226V225H176ZM178 226V227H179ZM212 226V227H214ZM57 227V226H56ZM64 227V226H63ZM161 227V226H159ZM168 227V226H167ZM184 227H186L184 229ZM210 227V226H209ZM88 228V227H87ZM93 227H91L92 229ZM169 228V227H168ZM202 228V227H201ZM56 229V228H55ZM84 229V228H83ZM210 229V228H209ZM29 230V229H28ZM46 230V229H45ZM67 230V229H66ZM169 230H173L172 228H170ZM208 230V229H207ZM211 230V229H210ZM213 230V228H212ZM32 231V230H31ZM41 232V231H40ZM158 232V231H157ZM170 232V231H169ZM173 232V231H172ZM186 232V231H185ZM186 232V233H187ZM212 232V231H210ZM58 233V232H57ZM159 233V232H158ZM175 233V234H177ZM25 234V235H24ZM39 234V233H38ZM51 235V233H50ZM53 235V234H52ZM95 234H93L94 236ZM101 236V235H100ZM169 236V235H168ZM28 237V236H27ZM51 237V236H50ZM172 237V235H171ZM41 238V237H40ZM65 238V237H64ZM100 238V237H99ZM163 239V238H162ZM168 239V238H167ZM185 239L186 242H185ZM45 240V239H44ZM171 240V238H170ZM58 242V241H57ZM56 242V243H57ZM105 242V241H104ZM103 242V243H104ZM21 243V242H20ZM58 244V243H57ZM200 244V245H199ZM26 245V244H25ZM33 245V244H31ZM50 246V245H49ZM70 246V245H69ZM156 247V246H155ZM166 247V246H165ZM164 247V248H165ZM185 247L187 250H185ZM23 248V247H22ZM39 248V247H37ZM15 249V248H14ZM170 249V248H169ZM23 250V249H22ZM168 251V249H167ZM26 252V251H23ZM73 253V252H72ZM168 253V252H167ZM173 253V254H174ZM19 254V253H18ZM49 254V253H48ZM165 254V253H164ZM36 255V254H35ZM84 255V254H83ZM156 255V254H155ZM162 255V254H161ZM170 255V254H169ZM55 257V256H54ZM53 257V258H54ZM150 257V256H149ZM45 258V257H44ZM150 261L151 258H148ZM52 260V259H51ZM114 260V259H113ZM70 261V260H69ZM84 261V260H83ZM116 261V260H115ZM119 261V260H118ZM121 262V261H120ZM39 263V262H38ZM65 261H61L57 264H65ZM75 263V262H74ZM70 264V263H69Z\"/></svg>",
	"mask_w": 264,
	"mask_h": 264
}]
</instances>
